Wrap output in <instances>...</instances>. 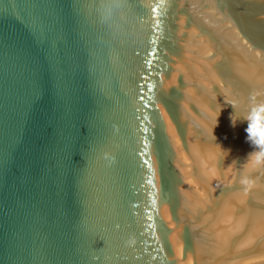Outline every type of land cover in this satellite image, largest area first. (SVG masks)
Returning a JSON list of instances; mask_svg holds the SVG:
<instances>
[{
	"label": "water",
	"instance_id": "water-1",
	"mask_svg": "<svg viewBox=\"0 0 264 264\" xmlns=\"http://www.w3.org/2000/svg\"><path fill=\"white\" fill-rule=\"evenodd\" d=\"M253 95L264 0H0V264H264Z\"/></svg>",
	"mask_w": 264,
	"mask_h": 264
},
{
	"label": "clouds",
	"instance_id": "clouds-1",
	"mask_svg": "<svg viewBox=\"0 0 264 264\" xmlns=\"http://www.w3.org/2000/svg\"><path fill=\"white\" fill-rule=\"evenodd\" d=\"M233 125L242 120L247 123L245 132L247 142L252 146L253 151L248 153L244 166L246 168L264 167V100H259L255 95L249 98V108L243 117H239L235 112L230 116ZM241 185L250 188L253 180L250 176L240 177Z\"/></svg>",
	"mask_w": 264,
	"mask_h": 264
}]
</instances>
